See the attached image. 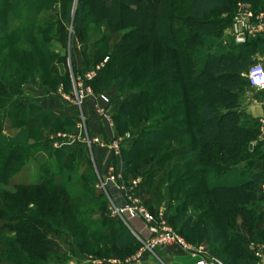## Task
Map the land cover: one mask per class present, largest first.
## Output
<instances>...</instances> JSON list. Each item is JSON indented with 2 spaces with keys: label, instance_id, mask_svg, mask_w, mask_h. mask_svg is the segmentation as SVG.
I'll return each instance as SVG.
<instances>
[{
  "label": "rangeland",
  "instance_id": "1",
  "mask_svg": "<svg viewBox=\"0 0 264 264\" xmlns=\"http://www.w3.org/2000/svg\"><path fill=\"white\" fill-rule=\"evenodd\" d=\"M79 1L72 0L73 9ZM87 1L86 34L84 42L80 43L75 35L73 21L66 23L67 39L66 41L61 40L59 23L63 12V0H0V81L1 84H4L2 87L0 86L2 88L0 89V264H115L114 260L124 263L130 257L141 252L144 247L141 241L139 248L137 245L129 249H121L112 244L109 245L107 253H111L112 256L103 257L102 252L95 254L93 252L95 246L92 244L84 248L79 246L84 235H81L79 240L69 226L62 225L56 229L57 225L55 224L47 227L42 222L38 223V220L44 221L45 219L38 217L37 213L35 215L33 210H36L38 206L36 203L34 206L30 203L31 199L34 202H38V199L36 201L35 194H30L29 185L45 178L43 175L46 171L59 173L56 160V150L58 149L76 153L74 162L76 167L67 188V197L83 196L87 192L88 198L83 201L89 204L94 202L89 206L91 213L88 215V218L95 221L91 227L92 230L106 228L104 222L118 218L112 215L109 208L111 199L124 203V198L120 202L121 194L117 189L115 194L112 192L113 183L108 184V190L100 187L101 180H106L107 176H103L102 168L96 161L95 149L98 147H90L82 139L87 133L91 138L100 135L102 130L107 131L106 127L111 130L106 119L97 113V107L106 106L100 99L101 94H106L111 100L110 106L113 111L114 105L127 95L134 93L136 89L142 88L146 75L144 76L140 68L136 73L130 75V78L134 79V84L130 86L126 94H124L126 91L121 92L116 80L112 79L111 85H108L107 80L118 73V65L121 62L117 58L118 55L127 58V60L131 59L126 55V52L121 53L123 47L132 44L135 46L145 44L144 36L149 25H147V20L142 18L137 22L139 26L126 25V27L114 30L111 28L112 21L99 17L105 14L101 12V0ZM163 1L124 0V3L148 15L152 11H159ZM114 2L119 5L121 0H107L108 5ZM165 3L169 9H172L173 14L171 15H177L180 12L185 15L187 12L186 5L175 4L174 0H165ZM117 7L120 9L119 6ZM232 7L234 8L226 13L229 16L228 22L237 10L236 4ZM216 15L217 13H214L213 17ZM194 26L196 29L197 26L205 27L204 24L199 23H194ZM229 26L225 29L226 32H228ZM178 28L180 32H176V36L179 43L183 41L181 33L184 32V28L182 29L179 25ZM231 38L233 39L232 36H227L228 40ZM160 42L162 43L158 45L160 48L159 64L162 65L167 59L168 52H174L175 47L166 39L165 42ZM84 44L87 46L86 57L83 54ZM182 52L184 53V51ZM174 57L172 54V62L175 61ZM110 62H112L111 66L109 65L110 69L107 67L103 70L99 74L97 82L93 84V80H89L88 74L93 72L97 74L104 65ZM141 65L139 64V66ZM130 71V66L122 70L123 74ZM78 83H82V86L78 88H82L84 91V99L81 104H78L76 98ZM161 95L159 93L158 97ZM177 98L173 94V96L168 95L165 102L162 101L163 103H159L157 99L156 103L151 101L137 105L123 129L119 133L116 131L110 133L120 137L129 132L133 136L134 139L131 142L123 143L122 152L128 153V149L139 134L146 135L148 132L154 133L157 128L159 129V120L163 118L162 110L163 114L168 112L169 106ZM32 104L40 105L48 111L62 114L65 117L72 116L77 119L76 123L56 127L29 125L26 115ZM148 108H150L149 111ZM112 111L109 116L116 129ZM83 117L86 118L85 123ZM184 118H186L184 114L176 113L167 122ZM92 121L96 122L95 126L94 123L91 124ZM195 124H197L196 121H194V126ZM21 130H29L30 139L17 143L13 138ZM82 142L85 147L77 149V145ZM169 144L170 147H168ZM176 144L174 141L171 143L166 140L162 143L160 150L152 149L136 159L130 161L127 159L126 171L122 173L124 185L129 187L135 178H142L145 181L150 179L149 193L140 191L134 196L155 215L159 214L163 208H166L167 211L169 209L171 212L172 210L177 211L178 204H184L185 195H182L180 200L176 197L180 192L179 186L168 190L170 183L181 184L179 181L182 180V176L185 177V169L182 168L174 169L172 174H168V166L174 163L176 158L170 159L167 164L162 166L157 163L156 167H152V162L155 161L152 158L153 153L156 156H161L165 151H172ZM99 148H102L106 155L110 153L111 157L115 156V153L109 148ZM122 152L117 159L122 162L123 167L122 155L124 153ZM79 155L82 156V160ZM246 162L249 165L248 159ZM244 164L241 162L240 166L243 167ZM248 169L250 170V166ZM219 172L220 169L215 170V174ZM261 173L264 174V172ZM203 178L205 183H208L206 182L208 177L203 175ZM163 180H165L164 183ZM26 186L29 189L23 193ZM52 191L55 192V190ZM263 195V193L256 192L257 201L255 203L248 202V206L254 208L257 213H259V206L262 202L260 198ZM196 202L192 207L189 205L190 203L184 205L188 206L191 213L197 217L193 231L196 235L202 236V228L208 227L209 222L216 220V217L212 212L202 213L206 205L197 208ZM149 207H152L153 210ZM242 219L244 218L241 217L240 225L237 223L238 232L240 230L243 232L247 228ZM120 220L125 224L122 219ZM169 224L178 231V228L172 223L169 222ZM33 226H38L40 229L36 231ZM258 226L261 228L263 224L260 222ZM39 230L40 233L43 232L42 235L47 237L42 240L35 239L34 242L40 248L33 247L27 242L29 237L39 234ZM230 231L233 232V229L231 228ZM102 246L104 245H99L97 248L101 250ZM254 248L257 250L259 247L254 246ZM12 251L16 253V256H12Z\"/></svg>",
  "mask_w": 264,
  "mask_h": 264
},
{
  "label": "trees",
  "instance_id": "2",
  "mask_svg": "<svg viewBox=\"0 0 264 264\" xmlns=\"http://www.w3.org/2000/svg\"><path fill=\"white\" fill-rule=\"evenodd\" d=\"M241 1L245 0H174L175 4L186 5L187 12L185 15L182 12L171 15L172 9L167 7L164 0L159 11H152L147 15L128 6L124 0H121L119 5L117 2L108 5L107 0H101V12L105 14L101 13L102 15L99 16L112 21L111 28L114 30L126 25L139 26L137 22L142 18L146 19L149 25L144 36L145 44L123 47L121 53L126 52L131 59L127 60L118 55L117 58L121 60L118 73L107 80L108 85H111L112 79L116 80L121 92L126 91L124 93L126 94L130 86L134 84V79L130 78L132 73H136L140 68L144 76L146 75L142 88L136 89L130 94L131 97L127 95L113 106L112 112L116 125L114 131L119 133L123 129L137 105L151 101L154 103L157 99L159 103H163L168 95L173 96V94L178 97L169 106L168 112L163 114L162 110L163 118L159 120V129L157 128L154 133L139 134L128 149V153L125 154L123 150V172L126 171L127 159L129 161L136 159L152 149L160 150L162 143L166 140L177 143L172 151H165L161 156L153 153L152 158L158 162H152V167H156L157 163L162 166L170 159L176 158L174 163L168 166V174H172L174 169L182 168L185 169V177L182 176V180L179 181L181 184L170 183L168 190L179 186L180 192L176 195L179 200L182 195H185L184 204L190 203L192 207L196 200L197 208L205 204L206 207L202 213L212 212L216 220L209 222L208 227L202 228L201 231L205 236H198L193 231L197 217L191 213L188 206L179 203L176 207L177 211L171 212L168 209L169 222L192 243H204L209 246L212 242L229 238L226 241L230 242L229 247L232 249L229 248L228 255L220 257L225 264H256V259L248 254L242 245V233L240 245L237 218L243 217L244 223L253 227H259V223L263 220L261 214L248 206V202L257 201L256 189L263 183L264 174L249 170L245 168L246 166H240L241 162L247 160L249 156L261 154L259 147L251 148V142L258 136V123L248 124L239 114L240 91L249 84L243 74L249 71L255 62L249 40L245 44L235 43L236 45L229 49L221 42L225 29L229 25L227 20L229 16L226 13ZM87 2V0H80L73 9L72 0H63V12L59 23L62 41L67 39L66 23L73 21L77 39L80 43L84 42L85 20L88 14ZM214 13H217L216 17H213ZM194 23L204 24L205 27L197 26L196 29ZM178 25L184 28V32L181 33L183 41L179 43L176 36V32H180L179 28L177 29ZM165 39L174 45L175 50L171 53L167 51V59L160 65L158 45L162 43L160 41L165 42ZM83 46V54L86 57L87 46L86 44ZM172 54L173 57L175 56L174 62L171 61ZM111 63L104 65L103 69L95 75L92 79L93 84L97 82L99 74ZM139 64L142 65L139 66ZM129 66L131 71L123 74L122 70ZM3 85L0 81V86ZM159 93L162 95L158 97ZM176 113L184 114L186 118L167 122ZM26 118L29 125L38 127L74 125L77 120L72 116L65 117L48 111L36 104L30 106ZM194 121L197 122L195 126ZM100 133L108 139L104 130ZM13 139L17 143L25 142L30 139V132L21 130ZM84 147L83 142L77 145L79 150ZM75 154L65 149L56 150L59 173L46 171L43 175L45 178L29 185L30 194H35L36 201L38 199V202L32 199L30 201L32 206L35 203L38 206L33 211L35 215L37 213L38 217L45 219L38 220V223L42 222L47 227L55 224L56 229L62 225L69 226L79 240L80 236L84 235L83 240L80 241V247L84 248L92 244L95 246L93 252L95 254L102 252L103 257L112 256L111 253L107 254L108 247L112 244L121 249H129L137 245L139 248L140 241L118 218L104 222L106 228L91 229L95 221L88 218V215L91 213L89 206L94 202L89 204L83 201L88 198L87 192L83 196L67 197V188L76 167ZM79 156L82 160V156ZM218 169L220 172L215 174V170ZM203 175L208 177L206 181L208 183H205ZM149 183L150 179L146 181L142 179L135 194H139L140 191L149 193ZM27 189L29 188L26 186L23 193H26ZM168 206L171 207L169 204ZM149 208L153 210L152 207ZM33 228L36 231L40 229L38 226ZM231 228L233 232L230 231ZM42 233L39 230V234L29 237L27 242L33 247L40 248L34 241L47 239ZM99 245H104L101 250L97 248ZM11 254L16 256L14 251Z\"/></svg>",
  "mask_w": 264,
  "mask_h": 264
},
{
  "label": "built area",
  "instance_id": "3",
  "mask_svg": "<svg viewBox=\"0 0 264 264\" xmlns=\"http://www.w3.org/2000/svg\"><path fill=\"white\" fill-rule=\"evenodd\" d=\"M264 35V13H255L249 7L238 3L237 10L231 18L230 23V36L236 44H245L248 42L249 37H257ZM95 72L88 74L89 80L95 77ZM249 85L258 90H264V64L262 62H255L249 69L247 74ZM82 83L77 84V101L81 104L84 99V91L81 87ZM100 99L106 104V106L97 107V113L105 118L108 122V126L111 128V132L114 131V123L111 117V100L106 94H101ZM109 108V109H108ZM85 117H83L84 120ZM86 118L84 120V123ZM258 136L251 142V148L259 147L264 151V117L259 119L258 122ZM66 136V134H64ZM105 138L101 133L91 138L88 133L83 137V142H86L90 147H107L115 153V157L119 158L122 152L123 143H129L132 141L133 136L127 132L123 136L117 137L112 134H107ZM121 171L111 169L106 180H101V186L103 189L108 190V184L111 182L114 184L118 192L121 194V198H124V203L116 202L111 199L109 201V208L114 217L122 219L136 238L143 242L144 247L142 250L152 251L155 247L164 244H177L183 249L196 251H203L201 246H196L188 241L179 231L175 230L169 224V217L166 208H163L159 214L155 215L151 213L140 201L136 198L135 191L138 189L142 182V178H135L132 181L131 187L124 185L123 174ZM261 191L264 193V181L260 185ZM134 196V197H133ZM142 252V251H141ZM256 256L264 259V243L256 250ZM135 259H129L124 263L117 262L115 264H130ZM197 264H225L224 261L215 256L203 257Z\"/></svg>",
  "mask_w": 264,
  "mask_h": 264
},
{
  "label": "crops",
  "instance_id": "4",
  "mask_svg": "<svg viewBox=\"0 0 264 264\" xmlns=\"http://www.w3.org/2000/svg\"><path fill=\"white\" fill-rule=\"evenodd\" d=\"M241 4L249 7L255 13H264V0H245L241 1ZM227 30L229 33L225 31L221 42L222 45L226 46L227 49H229L233 48L236 44L232 38L229 40L227 39V36H230V28H228ZM249 41V47L251 48L254 62L259 61L264 64V35H260L257 37L251 36L249 37ZM229 44L232 45L230 46ZM247 74L248 71L245 72L243 76L248 80ZM239 114L241 115V118L244 122L248 124H257L259 122V119L264 117V90H258L251 87L249 84L245 86L244 90L240 91ZM93 123L95 126L96 122L92 121L91 124L93 125ZM258 127L259 126L257 125V128ZM106 130V132L104 131L106 134L112 133L111 130L107 127ZM259 152H261L260 155L256 154L249 156V165L248 162H246L247 160H245V162L243 161V163H245L244 165L246 166L245 168L248 169L250 166V170L252 171L264 172V152L262 150H260ZM95 154L96 161L98 162L100 168H102L103 176H108L111 171L110 169H116L117 171H121V169H123L122 162H120L119 159L115 160L116 157H111L112 155L110 153L106 155L102 148H96ZM113 161L116 164H113ZM112 192H117L115 186L112 187ZM256 192L263 193L260 189V186L256 189ZM120 199V202H122V198ZM260 201L262 202L259 206V214L262 215L263 220L261 223L263 224V227L258 228L250 225L248 226L246 224L247 228H245L243 232H241L240 230V236L238 238L241 245L242 233V245L245 251L256 259V264H264V259H259V257L256 256V249L254 248V246L260 247L264 243V195L260 198ZM237 223H239V225L241 224V217L237 218ZM239 228L241 229L240 226ZM226 239L220 242H212L211 244H209V246H206L204 243L191 242L196 246L203 247L204 252H194L192 250H186L181 248L177 244L159 245L152 251L142 250V252H138L136 255L130 257L129 259H135L130 264H197L198 261L203 257L215 256L220 258L221 255H228L230 253V251L228 250L229 248L232 249V247H229L230 242H227ZM227 240H229V238Z\"/></svg>",
  "mask_w": 264,
  "mask_h": 264
}]
</instances>
